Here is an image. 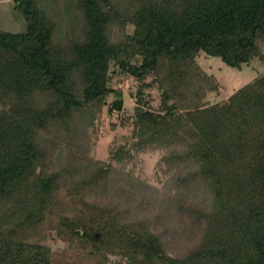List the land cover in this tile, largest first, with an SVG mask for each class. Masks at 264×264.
<instances>
[{"label": "trees", "instance_id": "trees-1", "mask_svg": "<svg viewBox=\"0 0 264 264\" xmlns=\"http://www.w3.org/2000/svg\"><path fill=\"white\" fill-rule=\"evenodd\" d=\"M12 3L25 28H0V264H264V0ZM201 53L262 70L210 103ZM122 75L132 138L100 159ZM150 147L174 170L157 214L185 222L181 254L128 216L150 195L123 166Z\"/></svg>", "mask_w": 264, "mask_h": 264}, {"label": "rangeland", "instance_id": "rangeland-1", "mask_svg": "<svg viewBox=\"0 0 264 264\" xmlns=\"http://www.w3.org/2000/svg\"><path fill=\"white\" fill-rule=\"evenodd\" d=\"M0 28L9 31H22L25 28V20L21 12L13 6L12 0H0ZM201 65L219 81L218 89L207 94V100L212 103L215 101L224 102L228 94L236 87L249 81L255 74L262 70V65L253 60L248 64H243L240 69L225 64L218 56L205 55L201 53L199 57ZM122 90L123 108L120 112L110 113L107 110L108 104L104 106L101 115V122L97 127V139L93 146L94 154L100 159H107L109 147L112 144H121L131 141L132 124L125 122L121 124L120 115L129 117L133 113L135 105L134 92L136 83L127 76L122 75L115 83ZM151 94V105L153 108L158 106L159 91L155 86L148 89ZM145 93H147L145 91ZM111 100V96L107 101ZM115 123V126L113 124ZM163 148L150 147L135 153L134 158L123 166L136 181L141 182L147 189L149 195L141 194L144 197L141 203L134 207H129V217L146 216L152 221V227L162 231V238L168 251L174 254H181L188 248L193 240L188 239V232L185 230V222L179 220L175 215L159 216L158 210L162 200L159 199L165 193V185L174 170L165 167L161 155ZM161 200V202L157 201ZM52 246L58 245V240L47 237Z\"/></svg>", "mask_w": 264, "mask_h": 264}]
</instances>
